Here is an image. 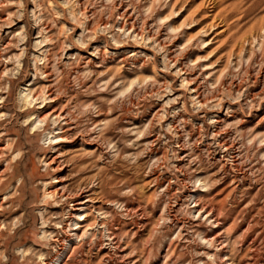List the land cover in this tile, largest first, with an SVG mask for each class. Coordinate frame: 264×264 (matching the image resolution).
Listing matches in <instances>:
<instances>
[{"label": "rangeland", "instance_id": "obj_1", "mask_svg": "<svg viewBox=\"0 0 264 264\" xmlns=\"http://www.w3.org/2000/svg\"><path fill=\"white\" fill-rule=\"evenodd\" d=\"M263 28L264 0H0V264H264Z\"/></svg>", "mask_w": 264, "mask_h": 264}, {"label": "bare ground", "instance_id": "obj_2", "mask_svg": "<svg viewBox=\"0 0 264 264\" xmlns=\"http://www.w3.org/2000/svg\"><path fill=\"white\" fill-rule=\"evenodd\" d=\"M171 30V29H170ZM263 30H264V28H263ZM261 32H262V30H260ZM256 39V38H255ZM118 44V43H117ZM120 46V45H119ZM140 69V68H139ZM111 74V73H110ZM113 76V75H112ZM133 85V84H132ZM30 96V95H29ZM100 121V120H99ZM102 123V122H101ZM103 124V123H102ZM100 125V124H99ZM195 160H198V158H196ZM199 161V160H198ZM197 161V162H198ZM195 170V169H194ZM200 170V169H199ZM198 170V171H199ZM194 173H195V171H194ZM206 175V174H205ZM200 177V176H199ZM192 179H193V177H192ZM195 179V178H194ZM213 179V178H212ZM216 179V178H215ZM209 180H210V178H209ZM194 181V180H193ZM195 181L196 182H202V181H200L197 177H196V179H195ZM193 183H195V182H193ZM214 183V182H213ZM198 185V184H197ZM197 187V186H196ZM198 187H199V185H198ZM200 187H201V189L200 190H202V189H204V188H206L207 187V185H206V181H203L202 183H201V185H200ZM198 191V190H197ZM196 191V192H197ZM195 192V193H196ZM199 192H206V190H203V191H198V193L197 194H199ZM232 192H234V191H232ZM241 192V191H240ZM212 193V192H211ZM229 194H231V193H229ZM204 195V194H203ZM97 197V196H96ZM204 197V196H203ZM213 197V196H212ZM90 199V198H89ZM97 199V198H96ZM192 199V198H191ZM212 199V198H211ZM210 199V200H211ZM214 199H218V196H217V198H214ZM104 200V199H103ZM203 200V199H202ZM207 201L206 202H208L209 201V199H206ZM90 201V200H89ZM213 201V200H212ZM215 201V200H214ZM217 201V200H216ZM203 202V201H202ZM202 202H201V199H199V198H195L194 199V208L193 209H195V211H197V213L199 214H203V213H205L206 214V216H209L208 218L209 219H212L213 217V210H212V207H213V205H214V203H213V205H211L210 207V210H208L207 209V207H203L202 206ZM206 202H205V204H206ZM82 203H84V202H82ZM217 203V202H216ZM225 204V203H224ZM78 205V207H76L75 209H74V217L76 218L75 219V221L73 222V224H72V226H74L75 228L74 229H72L71 231H73L74 232V236L76 237V239L79 237V238H81L83 235H80V236H78V231H80L81 229H83L84 231H85V228L88 226L87 224V226L85 227H83L82 225H83V223H86L87 222V216H83V214H81V213H79L80 211H82V209H81V206H83V204H77ZM204 205V204H203ZM208 205H209V203H208ZM215 206H217V205H215ZM214 206V207H215ZM215 210V209H214ZM217 210H218V213H221V212H223V208H222V206L220 205L218 208H217ZM87 211V210H86ZM229 211V210H228ZM232 211V210H231ZM83 213V212H82ZM197 213H195L196 215H197ZM223 214H225V213H223ZM204 215V214H203ZM221 215V214H220ZM201 216V215H200ZM222 216V215H221ZM235 216V215H234ZM217 217H219V216H217ZM228 217V216H227ZM199 219V218H198ZM201 219V218H200ZM219 219V218H218ZM207 220V219H206ZM89 221V220H88ZM208 221H210V220H208ZM207 221V222H208ZM213 221V220H212ZM221 221V220H220ZM229 221V220H228ZM222 222V221H221ZM232 222V221H231ZM103 223V222H102ZM209 223V222H208ZM213 223L215 224L214 226H216V224H217V219H215L214 221H213ZM95 224V223H94ZM221 224H219V226H220ZM92 226V225H91ZM218 226V227H219ZM92 227H94V226H92ZM91 227V228H92ZM234 227V226H233ZM88 228H90V227H88ZM105 228H106V226H105ZM109 230H111V229H109ZM235 230V229H234ZM254 230V229H253ZM83 231V232H84ZM112 231V230H111ZM86 232H87V230H86ZM111 233V232H110ZM121 233V232H120ZM80 234H82V233H80ZM111 235H114V234H111ZM137 235V234H136ZM255 235V234H254ZM71 236V235H70ZM85 237H86V235H84ZM109 236V235H108ZM208 236V235H207ZM217 236V235H216ZM216 236H214L213 238H212V240L211 241H206V239L205 238H203L202 240H201V242L204 240L205 242H213V246H215V242H217V241H219L218 240V238L216 237ZM110 237V236H109ZM114 237V236H113ZM204 237H206V236H204ZM262 238V237H261ZM82 240H83V238H81ZM118 240H119V238H118ZM244 241V240H243ZM217 245V244H216ZM206 246V245H205ZM207 246H208V244H207ZM215 248V247H214ZM213 249V248H212ZM217 249V248H216ZM203 251V250H202ZM219 251V250H218ZM217 251V252H218ZM195 252V251H194ZM197 252V251H196ZM219 252H221V253H219V254H217L215 257H217V259H219V260H221L222 262H220V263H222V264H226L227 262H229V264H232V262H231V260L228 258V257H226L225 256V258H222V255L221 254H223L222 253V250H220ZM225 253V252H224ZM197 254L200 256V253L199 252H197ZM201 254H203V255H205V256H209V257H213V255H209V253H207V252H204V253H201ZM213 254V253H212ZM254 255V254H253ZM252 257V256H251ZM250 257V258H251ZM255 258H256V256H255ZM255 258H254V260H255ZM56 259V258H55ZM68 260V259H67ZM208 260H210V259H208ZM57 261H59V259L57 260ZM257 261H259V260H257ZM60 262V261H59ZM198 263L199 262H202L201 260H199V261H197ZM65 263V262H64ZM216 263V262H215ZM214 263V264H215ZM251 263V262H250ZM257 263V262H256ZM58 264V263H57ZM59 264H61V262L59 263ZM201 264V263H200ZM202 264H205V263H202ZM217 264V263H216Z\"/></svg>", "mask_w": 264, "mask_h": 264}]
</instances>
